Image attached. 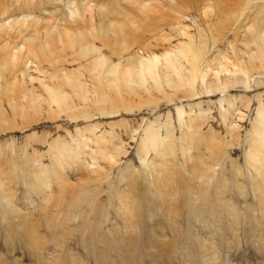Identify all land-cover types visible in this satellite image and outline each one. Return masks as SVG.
<instances>
[{"label":"rangeland","instance_id":"374dc122","mask_svg":"<svg viewBox=\"0 0 264 264\" xmlns=\"http://www.w3.org/2000/svg\"><path fill=\"white\" fill-rule=\"evenodd\" d=\"M72 1H45L41 6H27L14 11L8 17L7 15L2 17V22L11 25L9 22H13L14 19L22 21L36 17L47 19L53 12L57 14L59 10L67 11L68 2ZM81 1L90 2L91 5L87 7L95 5L94 0ZM95 11L97 10H93L94 13ZM174 18L179 21V15H175ZM184 24L187 25L189 34L198 33L196 29L198 23L191 17H187ZM9 31L11 32L6 35L2 44L9 40L16 42L18 45L15 52L18 53L27 37L32 35L33 28L19 38L12 30ZM182 40L187 41L188 38L173 33L171 44L177 45ZM167 44L169 47L170 43ZM225 47L230 46L228 43L221 46ZM85 64L84 59L72 51L65 55L62 66L55 67L47 62L38 66L35 62H29L22 71L14 70L18 71V79L27 89L46 96L48 93L45 89L49 88L46 86L53 83L49 77L53 70L82 72L85 74L84 77H88V83H91ZM200 68L199 73L202 72L213 79L216 76L219 79L223 75H236L234 71L222 72L221 75L220 72ZM7 74L9 75L8 72ZM255 79L262 80L264 77L254 75L251 77L252 84ZM168 91L170 93L168 92L166 96L169 98H163L158 94L160 106L153 108V111L150 108H143L142 111L133 114L125 112L109 116L93 111L94 116L91 119H80L77 122L65 113L71 111H64L51 120L45 118L44 114L36 121L18 118L15 124L2 125L6 126L3 129L15 128L2 129L0 148L2 147L3 151L5 148L6 153L7 150L11 152L15 148L18 154L15 156L8 152L6 161L0 160V264H206L208 261L209 264L229 262L264 264V207L254 193V187L261 180L256 169L247 162L251 141L258 138L255 134L254 119L262 116L260 123H263L264 85L253 87L249 92L235 89L229 93L225 91L217 92L215 95L201 94L193 98H185L183 94L175 96ZM223 97L234 101L226 122L221 118L222 110L228 107L226 103L220 101ZM245 98L252 100L250 107L242 104ZM5 107L10 113L7 104ZM179 111H182L181 117ZM196 115H199L204 123V126H198L202 128L201 132L196 128V122L190 123L191 119H197ZM155 117H158L160 122L167 121L171 128L175 129L174 137L178 143H182V139L188 137L190 132L196 137H200L201 133L207 135L211 129L218 132L217 137L222 140L220 146L208 145L216 150L215 155L210 158V152L204 148L208 142L200 151L195 149L190 153L203 159L204 164L201 162L199 169L201 166L206 169L213 164L215 172L209 169L206 174L215 176L212 182L221 181L218 182L219 189L223 191L220 195L217 196L214 190L204 200L197 199V196H187L189 189L193 193L201 194V190L197 189L200 182L196 180L190 183L186 180L188 175L184 168L190 166L188 165L190 163L184 159L180 151L178 154L177 148L173 146L171 151L177 156L165 161L167 166L164 172L168 170L170 180L163 192L173 188L178 192L176 196L178 199L171 202L159 196L157 191H151L150 180L153 175L143 179L139 176V173L145 170L136 150L141 138H146L142 129L148 123L155 127ZM125 122L128 123V131ZM87 125L97 126L94 134L90 132L93 127L89 131L85 129ZM98 138H103L109 150H112L114 145L119 151L126 148V156L120 157L121 160L115 165L111 177L112 180H116L125 167L132 165L141 183V190L134 192L125 188L129 198L124 201L126 206L136 205L133 214H130L132 224L138 223L140 217L147 220L140 223L143 225L142 228L136 226L129 228V224L123 221L124 217L121 218L118 213L120 207L118 198L109 203L110 209L104 212L91 213L89 206L82 203L77 210L69 212L71 220L63 217L66 207H74L64 195L67 188L69 199L75 201L82 198L87 190L77 192L74 189L85 187V179L96 175V172L90 170H104V167L108 169L106 160L97 159L99 148L93 140L97 142ZM57 145H67L68 150L69 148L79 150L83 154L75 158L64 157L57 154ZM261 160H264V157ZM147 162L153 163V166H161L158 157L155 158L154 151L146 157ZM158 169L161 170L160 167ZM154 171L156 172V169ZM236 171L243 174L237 179L243 182L245 187L243 192L248 197L239 194L235 186L236 179L233 176ZM41 180L44 183L42 190L49 197L46 207L42 204L39 194ZM109 186L111 187L110 183L105 184L106 192H110ZM122 186L123 184L120 185ZM95 188V185H92L89 191ZM133 196L139 197L141 205L136 204L137 201H132ZM102 199L103 204L108 201L104 195ZM61 210H64V213ZM123 213L126 214V211ZM95 216L107 219V223H101V227L104 228L97 227ZM151 217L155 218L151 220ZM116 219L120 220L117 225L114 223ZM81 224H84V227L80 228ZM112 224L121 228H107Z\"/></svg>","mask_w":264,"mask_h":264},{"label":"bare ground","instance_id":"6f19581e","mask_svg":"<svg viewBox=\"0 0 264 264\" xmlns=\"http://www.w3.org/2000/svg\"><path fill=\"white\" fill-rule=\"evenodd\" d=\"M45 1L56 0L0 1V133L3 130L15 128L3 129L6 126L2 125L15 124L18 118L36 121L39 116L45 114V118L51 120L64 111H71L65 113L74 122L80 119H91L94 116L93 111L103 116L125 112L133 114L142 111L143 108H150L153 111V108L160 106L159 95L169 98L166 96L168 90L175 96L183 94L185 98H193L201 94L215 95L217 92L225 91L229 93L235 89L249 92L253 87L264 85V79L256 80V78L254 83H251V77L254 75L264 77V0H94L95 5L92 4L94 9L92 6L87 7L91 5L90 2L73 0L68 2L67 11L59 10L57 14L53 12L47 19L37 17L27 21L14 19L13 22H9L11 25L2 22V17L6 15L8 17L16 10L27 6H41ZM102 5L104 6L101 7ZM93 10L97 11L94 13ZM58 15L60 17H56ZM175 15H179V21L174 18ZM187 17H191L195 23H198L196 28L198 33L189 34L188 27L184 24ZM32 28V35L27 37L18 53L15 52L18 45L16 42L9 40L2 44L6 35L11 32L9 30H12L13 34L19 38ZM173 33L177 36H185L188 40L172 45ZM167 42L170 43L169 47ZM225 43H228L230 47L221 48ZM72 51L86 62L84 67L91 83H88V77H84L85 74L82 72L53 70L49 75L53 83L46 86L49 87L45 89L48 94L44 96L27 89L18 79V71L15 70L22 71L29 62H35L38 66L44 62L55 67L62 66L65 55ZM213 53L214 55H211ZM200 67H205L208 71L220 72L221 75L222 72L234 71L236 75H223L219 79L216 76L217 79H213L202 72V74L199 73ZM220 101L228 105L221 112V118L226 122L227 114L233 107L234 101L224 97ZM251 101L245 98L242 104L250 107ZM6 104L11 110L10 113L5 107ZM79 106L82 108H78ZM181 113L182 111H179V117ZM198 116L195 120L191 119L190 123L196 122V128L201 132L202 128L198 126H204V123ZM260 118L262 116L254 119L255 134L258 138L251 141L247 162L260 175L261 182L254 187V193L264 207V160H261L264 157V125H262L264 118L263 123H260ZM154 121L155 127H151L148 123L142 129L146 138H141L136 150L145 170L139 173V176L143 179L153 175L150 180L151 191H157L159 196L171 202L178 199L176 197L178 192L173 188L163 192L170 180L168 170L164 172L167 166L165 161L177 156L171 151L173 146L177 148L176 152L179 154L180 151L184 159L190 163L188 164L190 166H186L187 168L182 165L184 172L189 176L186 180L200 182L199 187L196 188L201 190V194L193 193L189 189L187 196H197V199L204 200L214 190L217 196L220 195L223 191L219 189L218 182L221 181L212 182L214 173H212L214 177L206 174L209 169L215 172L213 164L211 163L206 169L204 166L199 169L200 163L204 164L203 159L194 157L190 153L195 149L200 151L208 142L204 148L210 152L211 158L216 154V150L208 145L220 146L222 143L221 138L217 137L218 132L211 129L207 135L201 133L200 137L190 132L188 137L182 139V143H178L174 137L175 129H172L167 121L160 122L158 117H155ZM96 125H87L85 129L89 131L93 127V131L90 132L94 134ZM125 128L128 131L126 122ZM187 139L190 140L187 141ZM93 142L99 148L97 159L106 160L108 169L104 167V170H90V172H96V175L85 179V187L74 189L77 192L87 190L82 198L72 201L68 198L69 188H67L64 195L70 203L74 204V207H66L65 213L61 210L64 213L63 217L71 220L69 212L77 210L82 203L89 206L91 213L104 212L110 209L109 203L118 198L120 202L118 213L121 218L124 217L123 221L129 224V228H135V226L142 228L143 225L140 223L147 221L142 217L138 219V223L134 222L136 224L130 221V214H133L136 207L134 202L137 201L136 204H139V197H132L134 207L128 204L126 206L124 201L129 198V194L125 193L126 189H132L134 192L141 190V183L132 165L125 167L116 180H112L111 177L115 165L121 160L120 157L126 156V148L119 151L114 145L112 150H109L103 138ZM165 146L167 148H164ZM1 148L0 160L6 161L8 154L15 156L18 154L14 146L11 152L6 149L8 154L4 152L5 148L4 151ZM56 150L57 154L64 157L75 158L83 154L79 150L71 148L68 150L67 145H57ZM152 151L155 153V158L158 157L160 160L161 166L146 163V157ZM159 167L161 170L158 169ZM234 175L232 176L236 179L235 186L239 194L244 195L243 182L237 179L243 174L236 171ZM108 183L111 184L108 188L110 192L104 190L105 184ZM122 184L123 186L120 187ZM43 185L41 180L39 194L42 204L46 207L49 197L42 190ZM92 185L96 188L89 191ZM103 195L108 200L105 204L102 201ZM123 211H126V214ZM95 218L98 228L102 226L101 223H107L105 218L96 216ZM119 219L114 222L116 225L120 223ZM82 227L84 224H81L80 228ZM107 228L121 227L112 224ZM229 264L241 263L229 262Z\"/></svg>","mask_w":264,"mask_h":264}]
</instances>
